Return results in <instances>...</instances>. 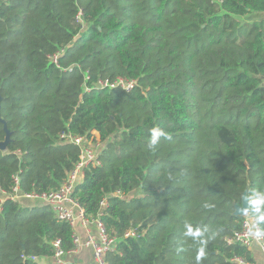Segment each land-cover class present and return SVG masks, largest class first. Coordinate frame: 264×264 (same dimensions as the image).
I'll use <instances>...</instances> for the list:
<instances>
[{"label":"trees","instance_id":"trees-1","mask_svg":"<svg viewBox=\"0 0 264 264\" xmlns=\"http://www.w3.org/2000/svg\"><path fill=\"white\" fill-rule=\"evenodd\" d=\"M251 12L264 0H0V264L74 246L47 204L7 197L14 177L19 193L60 186L79 156L62 133L101 142L72 195L88 219L106 199L108 264H196L186 225L218 231L200 264H255L224 239L242 192L264 191V19H238ZM117 77L136 84L95 87ZM154 128L169 138L150 151Z\"/></svg>","mask_w":264,"mask_h":264},{"label":"built area","instance_id":"built-area-1","mask_svg":"<svg viewBox=\"0 0 264 264\" xmlns=\"http://www.w3.org/2000/svg\"><path fill=\"white\" fill-rule=\"evenodd\" d=\"M56 59V55L52 56L54 63H56ZM135 84V80L117 77L111 81L108 79H100L97 81L95 87L99 89L106 87L109 89L120 88L125 91H130ZM90 89V87H86L85 91L88 92ZM60 138L64 142L77 145L79 148L78 159L60 186L49 192L19 193L17 187L18 179L14 177L15 186L12 188V193L7 197L10 199L23 198L37 200L47 204L58 220L67 222L73 229L72 241L74 246L70 250L63 251L59 248V240H56L53 242L55 251L51 257L28 256L23 258H28L37 264H108L106 256L115 249L117 237L108 232L103 221L100 219L102 215L101 210L107 205L106 199L100 202L101 210L97 213V216L93 219H88L85 215L84 208L72 195L75 186L82 181L85 169L101 164L99 157L101 142L98 138H88L70 133H62L60 134ZM115 194L121 196L120 191H117ZM254 219L249 214L244 215L240 228L229 236H225V241L227 243H239L247 249H250L252 244L257 243L264 250L263 238L257 241L248 235L249 225L253 223ZM76 225L81 226L85 230V240L83 243L79 235L75 232L74 228ZM90 225L95 227V232L90 230ZM135 233V229H131L124 236H134ZM82 244L91 250L92 263H82L76 259H69L78 252ZM232 261L235 264H252L243 256H234Z\"/></svg>","mask_w":264,"mask_h":264},{"label":"clouds","instance_id":"clouds-1","mask_svg":"<svg viewBox=\"0 0 264 264\" xmlns=\"http://www.w3.org/2000/svg\"><path fill=\"white\" fill-rule=\"evenodd\" d=\"M161 138L167 139L169 137L161 128L152 129L147 139L148 149L150 151L155 150L160 144ZM243 200L246 204L241 211L255 218L253 223L249 225L248 235L258 241L264 238V191L257 190L252 192L251 195L246 193L243 195ZM206 207H212V205H206ZM207 232V229L198 230L197 227L185 226L184 236L191 238L200 245L196 256V264H200V261L205 256L206 246L218 235V231H213L211 235H206Z\"/></svg>","mask_w":264,"mask_h":264},{"label":"crops","instance_id":"crops-1","mask_svg":"<svg viewBox=\"0 0 264 264\" xmlns=\"http://www.w3.org/2000/svg\"><path fill=\"white\" fill-rule=\"evenodd\" d=\"M74 229H75V232L79 235L81 242L83 243V241L85 240V230L81 228V226L79 225H76ZM90 230L92 232H95L96 229L93 225H90ZM250 250H251L254 263L264 264V250L260 247V245L257 243H254L252 244ZM69 259L70 260L76 259L82 263H92L91 250L82 244L79 247L78 252Z\"/></svg>","mask_w":264,"mask_h":264},{"label":"water","instance_id":"water-1","mask_svg":"<svg viewBox=\"0 0 264 264\" xmlns=\"http://www.w3.org/2000/svg\"><path fill=\"white\" fill-rule=\"evenodd\" d=\"M1 100V98H0ZM0 122H2L3 124V130L5 132V137H4V140L0 142V150H5L6 149V146L9 142V139H10V132L8 131V129L6 128V123L5 121L1 118L0 116ZM247 193V190H244L242 192V195H241V204H235L234 205V211H233V214L235 216H244L246 215L245 212H242L241 209L245 206L246 202L243 200V195H245Z\"/></svg>","mask_w":264,"mask_h":264},{"label":"rangeland","instance_id":"rangeland-1","mask_svg":"<svg viewBox=\"0 0 264 264\" xmlns=\"http://www.w3.org/2000/svg\"><path fill=\"white\" fill-rule=\"evenodd\" d=\"M264 19V13H261V12H251L245 16H239L238 19L240 20H250V19Z\"/></svg>","mask_w":264,"mask_h":264}]
</instances>
